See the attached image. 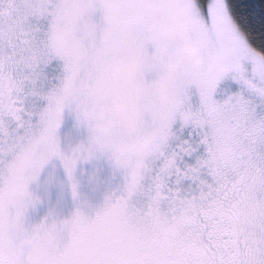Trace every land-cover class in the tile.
I'll return each mask as SVG.
<instances>
[{"label": "snow or ice", "instance_id": "6c2138e0", "mask_svg": "<svg viewBox=\"0 0 264 264\" xmlns=\"http://www.w3.org/2000/svg\"><path fill=\"white\" fill-rule=\"evenodd\" d=\"M66 108L90 132L68 155ZM94 152L125 170L94 216L28 224L22 176L4 198L24 153L41 172L59 156L71 181ZM6 225L76 253L47 264H264V0H0Z\"/></svg>", "mask_w": 264, "mask_h": 264}, {"label": "rangeland", "instance_id": "374dc122", "mask_svg": "<svg viewBox=\"0 0 264 264\" xmlns=\"http://www.w3.org/2000/svg\"><path fill=\"white\" fill-rule=\"evenodd\" d=\"M94 20L102 25V13L97 12ZM62 63V62H61ZM61 147L65 152L77 144L89 142L90 132L85 125L78 123L75 111L66 108L58 130ZM125 170L119 169L109 154L97 153L89 161L77 165L75 178L78 182L79 199L72 196L67 172L59 159L51 160L41 172L38 181L29 190L38 197L34 207L26 214L28 224H37L46 217L70 219L79 208L89 216L101 210L109 195L119 193L124 184Z\"/></svg>", "mask_w": 264, "mask_h": 264}, {"label": "clouds", "instance_id": "9594fccd", "mask_svg": "<svg viewBox=\"0 0 264 264\" xmlns=\"http://www.w3.org/2000/svg\"><path fill=\"white\" fill-rule=\"evenodd\" d=\"M69 42L74 40V37L69 33L66 37ZM83 58V57H82ZM87 127V125L85 124ZM107 130L98 124H94L91 130V134H96L98 136L105 135ZM81 144H77L73 148L79 147ZM97 153L94 152L92 158ZM106 154V153H104ZM65 155H68L65 152ZM53 159H59V156H53L45 166ZM72 169V184L75 185V199H79L80 193L78 191V182L75 178V172L77 165ZM41 175V170L38 166V162L35 153H24L19 156L16 161L12 162L8 168V175L5 183V191L3 193L4 198L7 199L8 192L12 185L16 182L19 176H22L25 180L29 181V186L38 181ZM30 196L28 199L38 202L37 198L30 190ZM109 195L107 198H109ZM107 200V199H106ZM81 211V210H80ZM51 215V213H50ZM82 217L86 220L88 215L81 211ZM0 255L7 258L9 255L15 257L17 264H47L53 260H67L75 256L76 253H70L67 249L61 250L60 244L58 242L57 236L53 233H48L46 235H37L33 239L18 241L13 235L9 234V229L7 225L5 226L2 238H0Z\"/></svg>", "mask_w": 264, "mask_h": 264}]
</instances>
